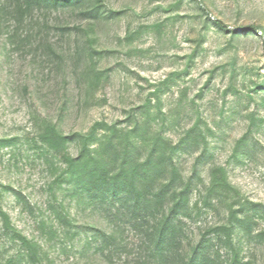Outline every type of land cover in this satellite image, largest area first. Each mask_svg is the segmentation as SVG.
Masks as SVG:
<instances>
[{
  "label": "rangeland",
  "instance_id": "374dc122",
  "mask_svg": "<svg viewBox=\"0 0 264 264\" xmlns=\"http://www.w3.org/2000/svg\"><path fill=\"white\" fill-rule=\"evenodd\" d=\"M0 264H264V0H0Z\"/></svg>",
  "mask_w": 264,
  "mask_h": 264
},
{
  "label": "trees",
  "instance_id": "16d2710c",
  "mask_svg": "<svg viewBox=\"0 0 264 264\" xmlns=\"http://www.w3.org/2000/svg\"><path fill=\"white\" fill-rule=\"evenodd\" d=\"M216 24L221 28H226V25L221 20H216ZM249 29L253 30L255 29L254 26H250Z\"/></svg>",
  "mask_w": 264,
  "mask_h": 264
}]
</instances>
